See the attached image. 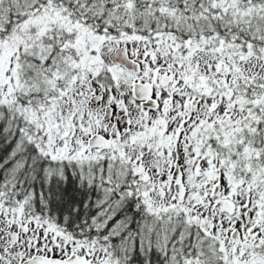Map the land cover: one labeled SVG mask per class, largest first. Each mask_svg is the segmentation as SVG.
<instances>
[{
  "label": "snow or ice",
  "instance_id": "1",
  "mask_svg": "<svg viewBox=\"0 0 264 264\" xmlns=\"http://www.w3.org/2000/svg\"><path fill=\"white\" fill-rule=\"evenodd\" d=\"M0 264H264V0H0Z\"/></svg>",
  "mask_w": 264,
  "mask_h": 264
}]
</instances>
